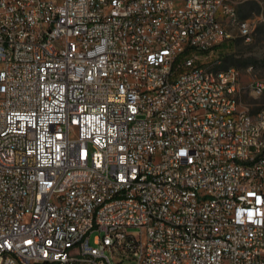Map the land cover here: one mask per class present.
<instances>
[{"label":"built area","instance_id":"1","mask_svg":"<svg viewBox=\"0 0 264 264\" xmlns=\"http://www.w3.org/2000/svg\"><path fill=\"white\" fill-rule=\"evenodd\" d=\"M232 29L233 0H0V264H264Z\"/></svg>","mask_w":264,"mask_h":264},{"label":"rangeland","instance_id":"2","mask_svg":"<svg viewBox=\"0 0 264 264\" xmlns=\"http://www.w3.org/2000/svg\"><path fill=\"white\" fill-rule=\"evenodd\" d=\"M233 1L240 17L249 20L255 30L252 38L245 40L236 29H232L233 36L218 48V52L222 67L239 68L243 86L242 102L251 111H256L264 105V94L254 97L249 91V84L264 80V0Z\"/></svg>","mask_w":264,"mask_h":264}]
</instances>
